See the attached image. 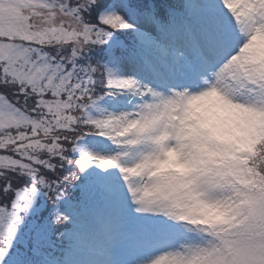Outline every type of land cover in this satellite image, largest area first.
<instances>
[{"label": "snow or ice", "instance_id": "6c2138e0", "mask_svg": "<svg viewBox=\"0 0 264 264\" xmlns=\"http://www.w3.org/2000/svg\"><path fill=\"white\" fill-rule=\"evenodd\" d=\"M113 7L0 0V264H33L12 253L41 194L52 219L30 229L37 264H58L45 253L56 235L94 238V264H264V137L230 160L205 158L185 111L217 92L264 114V70L252 58L264 46V0L154 7L142 19L156 35ZM132 30L135 49L117 42L109 62H142L148 83L90 55ZM169 153L191 168L175 172ZM158 243L169 247L136 258ZM125 251L132 259L121 261Z\"/></svg>", "mask_w": 264, "mask_h": 264}, {"label": "clouds", "instance_id": "9594fccd", "mask_svg": "<svg viewBox=\"0 0 264 264\" xmlns=\"http://www.w3.org/2000/svg\"><path fill=\"white\" fill-rule=\"evenodd\" d=\"M252 58L264 70V46L257 47ZM185 111L188 122L202 136L197 151L205 158L230 160L252 136L264 137V114L236 107L217 92L190 99ZM169 160L181 175L192 166L191 161L181 163L174 153H169Z\"/></svg>", "mask_w": 264, "mask_h": 264}, {"label": "rangeland", "instance_id": "374dc122", "mask_svg": "<svg viewBox=\"0 0 264 264\" xmlns=\"http://www.w3.org/2000/svg\"><path fill=\"white\" fill-rule=\"evenodd\" d=\"M127 4V7H123L124 4ZM177 5H181L183 3V0H177ZM114 7L111 10H115L118 12H121L122 14H124L126 16V18L129 20L130 23H133L137 26V29L139 31H147L149 32L151 35H156V31L155 28H150V26L146 25L145 23H143V15L138 13L137 9H130L131 5L129 4L128 0H115V2L112 4ZM133 36L137 37L136 31L133 30ZM111 68H114V70L117 72V74L125 76V77H131V75H133V73L135 74V72L138 74L135 78L138 80H142L145 83L149 82V77L150 72H147L145 70H143V68L138 65L137 62H129L127 60H125L124 62L120 63L119 65H115V64H110L109 65ZM136 75V74H135ZM83 180H85V177H82ZM38 199L36 201V204L38 203ZM35 207L33 209L32 213L35 212H42L43 208H38ZM32 228V226H26L24 225V227L21 230V234L18 237V241L17 244L15 246L16 251L15 253H13L14 256H19L21 258H24L25 260L29 259L30 255L29 253L31 252V247H30V236H31V232L30 229ZM91 245H94V247L96 249H98L100 251V253H102V250L99 248L97 242L95 241V239H92L90 242ZM169 247L168 244L166 243H158L155 245H152L150 247L144 248L142 250H140L139 252L136 253V258L137 259H143V258H150L155 256L156 254L163 252L165 250H167V248ZM20 253H19V252ZM45 253H49V254H53L52 252L45 250ZM56 254V253H54ZM82 256L81 253L79 252H75L73 254L70 255V257H73L71 259L72 262L71 264H94L95 261L101 260L102 259V255H95V256H91V255H87V256H83L82 259H78V257ZM91 260H87V258H91ZM63 260H67V257H60ZM71 259L69 258V261H71ZM132 259V254L125 251L121 257L120 260L121 261H128ZM33 262V261H32Z\"/></svg>", "mask_w": 264, "mask_h": 264}, {"label": "trees", "instance_id": "16d2710c", "mask_svg": "<svg viewBox=\"0 0 264 264\" xmlns=\"http://www.w3.org/2000/svg\"><path fill=\"white\" fill-rule=\"evenodd\" d=\"M111 0H105L106 4H109ZM138 5L140 6V8L142 10H146V9H150V6L148 7L147 6V0H135ZM126 33H129V32H117L115 33L114 37L112 38L111 41H109L108 44H105L104 45V49H108L109 47H111L112 45L116 44L117 42H119L121 40V36L122 35H126ZM70 194H72V190H70ZM40 200L43 201V204L47 201V196L45 194H41L39 196Z\"/></svg>", "mask_w": 264, "mask_h": 264}]
</instances>
